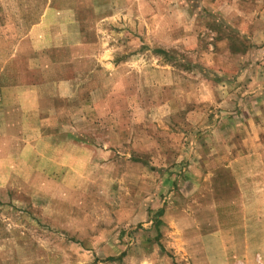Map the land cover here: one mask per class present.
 Wrapping results in <instances>:
<instances>
[{
    "label": "rangeland",
    "instance_id": "rangeland-1",
    "mask_svg": "<svg viewBox=\"0 0 264 264\" xmlns=\"http://www.w3.org/2000/svg\"><path fill=\"white\" fill-rule=\"evenodd\" d=\"M50 1L0 0V71L26 75L30 47L17 44ZM74 1L80 9L98 4ZM109 2L119 18L84 31L104 40L102 62L81 61L97 71L88 80L93 92L77 96L86 108L67 111L75 136L107 150L96 159L102 173L54 198L46 187L34 189V203L4 191L0 264H211L205 236L220 227L234 228L236 250L243 207L234 204L241 196L233 184L214 189L221 206L211 220V74L229 55L232 71L239 54L248 53L247 64L262 55L253 41H264V0ZM16 49L23 56L7 61ZM69 53L62 47L53 60ZM247 225L249 234L264 233L262 221ZM248 241L254 258L247 264L262 263L255 252L264 250V235Z\"/></svg>",
    "mask_w": 264,
    "mask_h": 264
},
{
    "label": "crops",
    "instance_id": "crops-1",
    "mask_svg": "<svg viewBox=\"0 0 264 264\" xmlns=\"http://www.w3.org/2000/svg\"><path fill=\"white\" fill-rule=\"evenodd\" d=\"M66 2V6H58L55 0L50 1L17 44L30 47L24 53L26 75L0 71V195L15 190L17 194L31 196L30 203L35 201L34 189L44 191L46 187L52 191L49 197L54 198L56 191L72 190L73 182L84 181L89 176L94 179L98 172L102 173L96 159L108 154L107 150L89 145L87 140L71 132L73 121L67 111L80 106L86 108L88 102H80L77 96L81 92L82 95L93 92H89L88 80L97 71L83 69L81 61H103L99 47L104 46V40L99 36L89 39L84 31L104 27L119 18V10L109 0H97V6L84 9L77 7L74 0ZM263 43L253 41V46L261 44L253 52L261 51L262 55L250 64H247L248 53L247 56L239 54L238 68L232 71L229 55V60L211 74L216 77L211 80V159L208 163L211 220H218L216 208L221 206L214 192L217 187L230 188L233 184L241 196V201L234 204L240 203L243 207L239 213L243 225L237 227L235 251L231 248L234 228H214L205 236L211 239V264H247L248 258H254L247 248L249 237L264 235L263 231L249 234L247 225L250 221L264 222ZM62 47L70 52V57L56 62L53 54ZM18 52L16 49L7 61L23 56ZM91 88L96 92L98 85ZM8 198L4 196L0 201ZM223 205H227L225 200ZM255 253L264 254V250L260 248Z\"/></svg>",
    "mask_w": 264,
    "mask_h": 264
},
{
    "label": "trees",
    "instance_id": "trees-1",
    "mask_svg": "<svg viewBox=\"0 0 264 264\" xmlns=\"http://www.w3.org/2000/svg\"><path fill=\"white\" fill-rule=\"evenodd\" d=\"M108 258L114 259V258H112V257H108Z\"/></svg>",
    "mask_w": 264,
    "mask_h": 264
}]
</instances>
